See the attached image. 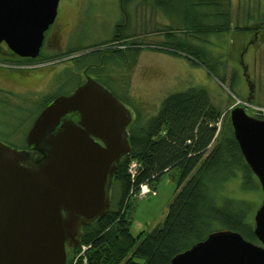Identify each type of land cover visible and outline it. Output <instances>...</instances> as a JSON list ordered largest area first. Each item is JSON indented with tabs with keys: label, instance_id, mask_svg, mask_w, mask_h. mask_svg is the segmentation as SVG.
I'll list each match as a JSON object with an SVG mask.
<instances>
[{
	"label": "rangeland",
	"instance_id": "rangeland-1",
	"mask_svg": "<svg viewBox=\"0 0 264 264\" xmlns=\"http://www.w3.org/2000/svg\"><path fill=\"white\" fill-rule=\"evenodd\" d=\"M200 1L129 0L123 8L121 0H60L57 19L45 34L36 63L10 62L7 47L0 46V69L7 71L8 75H20L16 69L25 68L44 76L43 81L33 88L36 93L33 98L18 99L14 105L30 116L35 115L42 109L45 99L73 92L84 80L87 67L98 63L101 71L98 75L89 73L91 78L108 89L133 115H139L142 123L157 116L169 96L195 88L208 93L212 105L221 112L226 123L230 121V111L235 106L247 108L249 116L264 120V0H202L208 5L199 4ZM218 15L225 21L217 19ZM223 22L229 24L227 31L200 33L204 27L211 28ZM55 27L62 28L56 43L51 38ZM117 30L127 38L112 42ZM252 31L260 32V36L254 52L247 57L249 74L255 85L249 103L246 98L250 91L243 85L237 59ZM132 43L143 45L144 49L138 56L131 54L127 66H121L106 54L87 55L106 52L108 48L129 51ZM177 44H181L185 51L196 52L206 66L186 53L173 50ZM160 50L173 51L176 55ZM257 51L258 56H255ZM54 71L52 80L49 75ZM232 77L236 78V83L231 81ZM0 83L4 86H0V90L10 102L14 96L8 89L10 84L2 76ZM1 105L0 141L14 149L25 150L29 125L11 121L17 112ZM210 152L211 149L206 157ZM181 175V169L174 168L154 183L150 188L151 195L142 199L136 193L131 198L129 231L134 237L163 226L176 197ZM256 182L258 191L247 193L241 189L243 178L238 175L225 183L221 190L224 197L251 204L253 224L264 198L257 179ZM112 203L111 193V207ZM135 261L141 262L139 259Z\"/></svg>",
	"mask_w": 264,
	"mask_h": 264
},
{
	"label": "water",
	"instance_id": "water-1",
	"mask_svg": "<svg viewBox=\"0 0 264 264\" xmlns=\"http://www.w3.org/2000/svg\"><path fill=\"white\" fill-rule=\"evenodd\" d=\"M60 0H0V45L40 56ZM77 117V122L68 116ZM133 114L90 77L35 120L26 150L0 141V264H70L82 230L105 217L117 164L131 153ZM233 134L264 195V120L230 111ZM32 152V153H31ZM39 152L38 161L32 154ZM258 244L229 230L211 233L171 264H264V198L254 216Z\"/></svg>",
	"mask_w": 264,
	"mask_h": 264
},
{
	"label": "trees",
	"instance_id": "trees-1",
	"mask_svg": "<svg viewBox=\"0 0 264 264\" xmlns=\"http://www.w3.org/2000/svg\"><path fill=\"white\" fill-rule=\"evenodd\" d=\"M128 1L121 0L123 8ZM199 4L207 3L201 0ZM219 16H216L217 19L225 21ZM228 26L227 22H223L211 28L204 27L205 30L200 33L227 31ZM126 38L117 30L112 42ZM132 46L138 47L134 50L137 56L144 49L140 44L132 43ZM175 47L172 49L186 53L206 66L196 52L185 51L181 44ZM160 51L176 55L173 51ZM91 54L105 52L87 55ZM114 54L120 60L125 58L121 52ZM127 58V63L112 60L127 66L132 59L131 56ZM36 60L22 63L32 64ZM221 82L224 84V80ZM55 98L45 99L42 109ZM128 131L131 153L117 164L111 189L112 207L104 218L82 230L81 245L91 246L87 253V264H171L174 257L219 230L239 233L245 240L258 244L250 218L251 204L221 195L225 183L238 175L243 178V191H258L256 177L244 160L231 122L222 120L221 112L212 105L204 89H189L169 96L162 103L157 116L142 123L137 115ZM31 157L38 161L41 154L36 152ZM132 161L140 166L134 180L128 173ZM174 168L181 169L182 175L163 226L134 237L129 231L131 198L144 185L153 188L161 176ZM78 250H72V258Z\"/></svg>",
	"mask_w": 264,
	"mask_h": 264
},
{
	"label": "flooded vegetation",
	"instance_id": "flooded-vegetation-1",
	"mask_svg": "<svg viewBox=\"0 0 264 264\" xmlns=\"http://www.w3.org/2000/svg\"><path fill=\"white\" fill-rule=\"evenodd\" d=\"M61 31H62V28L55 27L54 33L51 37L55 43L58 41V38H60ZM259 33L260 32H258V31H252L249 40L247 41V43L245 44L243 49H241L239 57L237 59V67H238V69L241 70V78L243 81V85L247 86V88H249L248 91H250L249 96H247V98H246L249 101V103L252 102V99H253L252 92H253L255 85L252 81V77L249 74L250 66L247 63V57L250 55V53L254 52L255 47L257 46L258 41H259V36H260ZM2 45H5L7 47V45L5 43H2L0 46H2ZM137 48H138L137 46H132L128 49L129 51H117V52L123 53V55L125 57L123 60L116 58V56H115L116 54H114V52H116V51L115 50L111 51L112 50L111 48H108L107 50H105L106 51L105 54L108 55L109 58L117 59L120 63H127V62H129V60H127L128 59L127 57L130 56L131 54H133L134 50ZM7 49H8V47H7ZM6 55L9 56L10 62H14L17 64H24L22 62H27V61L31 60V59L20 58L17 55H15L14 53H12L9 49H8ZM255 56H258V51H257ZM100 69L101 68L98 64L97 65L92 64V65L88 66L87 70H85L83 73L84 74V78H83L84 80L82 81L81 85H79L75 90H77L79 87H81L82 85H84L87 82V77L91 78V75L89 73H96L98 75L101 71ZM16 70L20 71L19 72L20 75H16V76L8 75L9 73L7 71L0 69V76H2V79H4L8 84H10L11 87L8 89L14 94V96H12V98H10V102H9L8 101L9 98L2 93V90H0V104H2L1 106H4L6 108H14L15 109V111L17 112V115H15V117H12L11 121L15 120V122L18 123L19 125H25V124L29 125V128L27 127V133H26L28 135V133L31 130L35 120L42 113V111L47 106H49L56 98L61 97V96H57L54 100H52L50 102V104L46 105L45 108L41 109L39 113L30 116L29 113L23 111L20 106L19 107L15 106L14 102L18 99H24V98L25 99H31V98H33L34 95L36 94V93H34L35 90H33V88L36 86V84L38 82L43 81L42 77H44V76L38 74V71H36V70L26 71L25 68L24 69H16ZM54 75H55V71H54L53 75L52 74L49 75L50 77H52V80L54 79ZM231 81L233 83H236L235 82L236 78L232 77ZM0 86L4 87L3 84H1V83H0ZM17 89H19V91H17ZM73 92H71L70 94H68L66 96H70ZM38 93H40V92H38ZM135 118H136V115H133V119H135ZM68 119H71L74 122L78 121L77 117H75L73 115L68 116ZM26 134H25V138H27Z\"/></svg>",
	"mask_w": 264,
	"mask_h": 264
},
{
	"label": "built area",
	"instance_id": "built-area-1",
	"mask_svg": "<svg viewBox=\"0 0 264 264\" xmlns=\"http://www.w3.org/2000/svg\"><path fill=\"white\" fill-rule=\"evenodd\" d=\"M220 124L218 125V127ZM139 164L136 161H132L129 168L128 173L131 175V178L134 180L139 172ZM138 195L143 199L145 196L151 195V190L148 185H144L141 187L140 191L137 192ZM91 246L81 245L79 247L78 253L72 258V261L70 264H87V253L90 250Z\"/></svg>",
	"mask_w": 264,
	"mask_h": 264
}]
</instances>
